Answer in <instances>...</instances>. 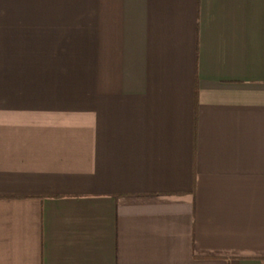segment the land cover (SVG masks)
Wrapping results in <instances>:
<instances>
[{
  "label": "crops",
  "instance_id": "0c3cea01",
  "mask_svg": "<svg viewBox=\"0 0 264 264\" xmlns=\"http://www.w3.org/2000/svg\"><path fill=\"white\" fill-rule=\"evenodd\" d=\"M0 264H264V0H0Z\"/></svg>",
  "mask_w": 264,
  "mask_h": 264
}]
</instances>
